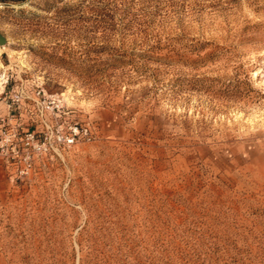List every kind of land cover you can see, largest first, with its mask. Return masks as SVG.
<instances>
[{
    "label": "rangeland",
    "instance_id": "rangeland-1",
    "mask_svg": "<svg viewBox=\"0 0 264 264\" xmlns=\"http://www.w3.org/2000/svg\"><path fill=\"white\" fill-rule=\"evenodd\" d=\"M0 37V264H264V0H0Z\"/></svg>",
    "mask_w": 264,
    "mask_h": 264
},
{
    "label": "built area",
    "instance_id": "built-area-1",
    "mask_svg": "<svg viewBox=\"0 0 264 264\" xmlns=\"http://www.w3.org/2000/svg\"><path fill=\"white\" fill-rule=\"evenodd\" d=\"M86 133L87 128L86 127H78V126H73L72 131L66 136V141L67 143H73L75 137L79 135L80 133Z\"/></svg>",
    "mask_w": 264,
    "mask_h": 264
},
{
    "label": "water",
    "instance_id": "water-1",
    "mask_svg": "<svg viewBox=\"0 0 264 264\" xmlns=\"http://www.w3.org/2000/svg\"><path fill=\"white\" fill-rule=\"evenodd\" d=\"M4 39L2 37H0V43H3Z\"/></svg>",
    "mask_w": 264,
    "mask_h": 264
}]
</instances>
